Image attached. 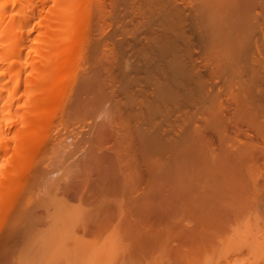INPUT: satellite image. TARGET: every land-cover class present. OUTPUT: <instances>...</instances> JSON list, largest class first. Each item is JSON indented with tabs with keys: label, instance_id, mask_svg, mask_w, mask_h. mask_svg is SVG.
<instances>
[{
	"label": "bare ground",
	"instance_id": "1",
	"mask_svg": "<svg viewBox=\"0 0 264 264\" xmlns=\"http://www.w3.org/2000/svg\"><path fill=\"white\" fill-rule=\"evenodd\" d=\"M135 1L0 0V247L1 245L4 246L5 244L9 243L11 240H13V238H16V240H19L18 242L22 240V243L20 242V246H22L23 249H21V251L18 250L19 248H21L18 245V255L16 254V252L13 251V256H15L13 259V256H11V258H7L8 256H3V262L1 261L2 259L0 260L2 264H34V262H36V264H51L52 261L54 263L53 259H56L55 254L57 253H59L56 256L59 257L58 261L60 259L64 262L67 260L70 262L74 259L73 257L75 254L76 258L80 254L83 255L84 253L81 251L85 249V251H88L87 248L90 247V244H87L89 246L85 247L83 243H81L82 245L79 243L76 236L75 238L78 243L75 240H72L74 239V234L72 235L73 237L71 236L72 238H70V235L69 237L67 235H64L66 234V229L65 232L63 229V231L61 232L59 230H61V228L63 227L62 224L64 223L62 222L64 221L65 228L67 224H71V221H73L74 223L75 220L76 222L78 220V223L80 224H84V221L86 219L85 216L88 217L89 214H109L111 217H119L122 218V220H126L127 218H129V221L132 218L131 221L133 222L134 220V223H136V220H142L139 221L142 222V224L146 221L150 222V224L151 222H158V224L159 222H163V224H165L164 219L168 215L165 216L163 214L164 211L162 210V208L164 205H162V195L160 196V192L167 187L164 186L166 183V178L163 181L164 187L162 185L160 186L163 189L159 188L161 190L160 191L157 188L159 187V183H162V180L159 179H164V175L166 174V171L164 172L162 167L167 162L166 161L163 164V156L166 155L164 151L168 150V148L171 149V152L175 151L174 154L169 151L167 152L169 154H172L171 157L170 155H167L170 159H177L178 162H175L176 160L174 161L176 165H178L177 163H179L180 161H183L180 162L182 164L186 163V167L187 164L197 162H199L197 164L203 165V162L208 160L206 163H204V166L208 172L207 181H205L206 178L203 179L205 173L201 174V171L199 172V175H203V178H201V176H199L201 179L193 176L190 177L194 178V182L197 181V184L194 183L195 187H197L196 185L202 186L198 184L199 180H201L199 181L200 184H202L204 181L205 182L203 184L209 182L210 186H208V188L210 190L207 188V186L205 187L209 190L210 193L208 196L210 198V202H207L209 203L211 209L209 208V205L206 204L207 208L212 211L213 217L216 218L221 214L220 217L223 219V225H221L223 228V236L221 237L222 239H220V236L219 238H215L216 240H221V243H219V241L214 240L220 245H222L220 246L218 244L220 246L219 254L216 252L217 248L214 251H210L207 253L213 252L214 255L217 253V257L218 255L223 253V256L222 254L221 256L225 259V263L222 261V263L224 264H264V0ZM135 4L138 5L135 6ZM95 26L97 29L99 28V31H97L99 34L97 36H94V38L92 37L88 40L89 36H91V33L89 31L97 30L96 28L94 30L91 29ZM97 32L95 31L93 34H97ZM115 46L119 49H116ZM116 50H118L119 53L116 54ZM117 55L119 56V58L117 57ZM126 60H131L130 65L132 66V68H130L131 66L127 63ZM84 61L88 65L85 67L90 66L89 68H92L90 69L91 71L93 70V68H95L94 71L96 72L100 68L105 69L106 73L104 72L105 74L103 73V75L105 76L108 74L109 76H107V78L110 77V80L113 79L112 74L115 73L113 75L117 76L120 72L117 74L116 71L119 69L121 70L120 66H124L125 68H122L123 74L120 73L123 78L121 77V75V79H119L120 77H118V79L122 81L117 80L120 86L118 84L117 85L120 88L118 89L117 85L115 84L117 88L115 91L118 92L119 90L120 94L122 91V93L125 94H123L125 98L124 96L121 97L122 94L119 95L121 99H123L119 100L120 104L118 105V97L115 98L114 96H116L115 94L118 95L119 92L115 93L111 86L114 81H112L110 84L109 80L108 83L111 87L110 90L112 92L114 91L113 93H111V95L115 93L113 95V98H115L114 100L117 101L116 102L113 100V102H115L118 106L117 107L114 105L117 108L116 110H114L116 112L119 111L118 117L113 115L115 117L113 119L111 118L110 121V117H107L109 116L107 114H109V111L111 112V107L109 106L110 108H107L104 106L106 109H108V112H106V114L104 113L106 109H102L103 113L100 116H103V119L99 117L100 121L99 123H97V125H100L101 123L100 127L104 130L101 131L100 127L98 129L99 131H97V129L94 130V132L96 131V133L100 132V134L98 133L99 136L97 135L98 137H96V140L99 139V144L94 139L96 135H93L94 137H88L92 138L88 141L91 142L90 140H92V143H88L89 145H92L89 151L88 149L91 145L88 146L86 144L85 146V142L87 141L86 139H88L85 138L88 135H85L90 132L92 128H89L90 131L85 128V131L83 130V125H81L83 128L79 127L82 128L80 130V134L82 130L86 134H81L82 136H84V139L80 138L79 141L78 138V143L74 142L76 143L74 144V150L77 151L82 149L81 147H79L80 145L82 147L88 146L89 148H86V153L84 152L85 149L83 148L81 154L79 153V157L81 158H74V160H76L75 162L73 161L72 155L75 153V151H73L72 149L69 150L70 141H66L67 138L70 136V131L68 130V136L66 134V129L67 123L69 122V118L73 115V113H75V115L77 114L76 117L78 119L81 118L76 112V100L79 99V97L82 95L79 94L80 96H78L76 94L78 96L77 99H75L76 97L69 96H72V94L74 95V93L76 92L74 89H72H76L75 86L78 85V89H83H80L81 93L86 89V92H90L89 84L92 83L91 80L94 81L96 79V85L94 83L95 81L93 82L96 86L93 89H95L99 84L98 82L103 79L101 78V80L97 81V79L100 77L97 74H102V69H100L99 73H93L94 76L89 75L91 79L87 77L83 81V76L81 75L82 80L80 81L79 78V81L82 83L78 82V80L76 81L78 77L76 75H80V73L84 72H76L77 70L79 72L80 66L82 67V65H85L82 64L84 63ZM124 61L126 63H123ZM116 63L118 64V66ZM119 63L122 65H120ZM126 64H128L130 67L127 65V68ZM115 66L120 68H118L117 70L115 69L116 71H114L113 68ZM132 71H134L133 74ZM84 74H87V72L85 71ZM96 75L98 78L95 77ZM107 78H105L103 82ZM88 80L90 81V83H88ZM100 83V85H102V82ZM104 83L103 85H105ZM229 86H233V89H228L232 92L229 94L227 93L228 95L224 96V98L227 97V99H224L221 97L223 96L222 94H224L222 92L225 88ZM105 88L106 87L103 86V90L100 89L102 92L104 91V95L107 93H105ZM70 90H72V92ZM96 91H99V89ZM101 91L99 92L100 95L97 92L98 96H96L95 98L97 99L99 97V100L104 98L107 101L109 99V95L104 96L102 94V97ZM93 92L94 95H97L95 94V91ZM86 99L84 100L86 101ZM89 99L91 98H88L87 100ZM99 100L97 102L99 106L102 107L104 105V103H102L103 100H100L102 105L99 103ZM105 100L104 102H106ZM96 105L94 106L96 107ZM74 106L76 107L74 108ZM184 106H189V108L192 107L193 113L195 111H198L202 107V109L208 110L207 113L204 115L207 116V119H205V121L207 120L205 125H209L207 130L208 133L205 131L206 135L205 133H201L198 135V137L205 135L204 138H206L207 143H209L208 146H205V144L207 143H205L206 141L204 140V142L202 140L204 138L201 137L200 141H203L202 143L207 148V150L208 148L210 149V151H207L210 152V154H208L210 155V157L208 155V157H204L205 161H203V156L207 154L206 150H201V152L203 151V155L201 152H199L200 149H198L196 145V151H199L194 152L195 148H193V146L195 144L193 140L195 138H193V136L191 137V134L193 135L195 131L193 132L192 130L193 133H191V129L196 128L197 132V127L194 128V124L193 127L190 124L191 119L189 120V116L194 115H191V109L189 110V108L186 107L187 114H185V109H183L185 119L179 117L181 121L184 120V122L183 124L180 122L181 130L179 129L180 132H178L180 134L178 133V136L176 135L177 139L175 137H170L171 135L165 137L163 136L165 135V133L163 134L162 131L166 129H162V122V124H160V121H163V114L167 115L169 112L170 114H172L173 112L181 111ZM82 107H84V105ZM72 108L76 109V111L73 112ZM202 109L201 111H199L204 112V110L202 111ZM81 110L84 111L86 110V108L84 107ZM81 110L78 112H82ZM96 110L90 108V111L87 112H89L90 114L93 111V116ZM102 110L98 111L102 112ZM164 110L165 112H169L165 113ZM199 111L198 113H200ZM116 112L114 113L117 115ZM97 113L93 117L94 120L95 117H97ZM178 113H176L175 115L177 116ZM86 114L88 117L91 115H89L88 113ZM84 116L86 121H84V118L82 120L84 122H88V126L90 125V123L93 125V118L91 119L93 123H89V121H87L88 118L86 119V115L83 114V117ZM200 116L198 114L197 118H199ZM165 117L163 116L164 119ZM77 118L72 119L75 120V122L73 121L75 124L76 122H78ZM105 118L106 120H104ZM172 118L174 119V117ZM172 118L170 119L172 120ZM101 120L104 121L102 122ZM194 120H196V117L194 118ZM106 123L107 125H109L108 127H106L107 129L105 128ZM75 124H72V126L76 127ZM197 124L198 128L200 129V124L198 122ZM169 125L170 124H168V126ZM114 126L117 129H115ZM89 127L92 126L90 125ZM109 127L114 131L110 130ZM79 128H77V130H79ZM95 128H97V126ZM105 129L109 130L110 132L108 131V133L107 131H105ZM175 129L178 130L177 128ZM165 131L166 133H168L167 130ZM76 132L71 131V133ZM94 132L92 129V133ZM171 132H173V130L170 131V133ZM112 133L113 139L111 138ZM173 133L172 136H174ZM106 134L108 135V137L110 136V139H112L111 143L109 142L110 139H106V141L104 140L105 138H108ZM187 137H190L191 139H188ZM71 138L72 137L70 136V139ZM72 139L71 142L73 141ZM198 139H200V137ZM83 140L86 141L83 142ZM99 141H101V143ZM102 141L103 144L105 142L106 144H112L113 141L115 144L113 143L112 146L109 144V146L107 145L105 146V148L104 145L106 144L102 145ZM93 142L95 145L93 144ZM71 144H73V142ZM74 145H71V147ZM209 145L211 148L209 147ZM68 150L69 153L73 151L71 155L67 153L68 156H72V158L67 156L68 159H72V161H68V159H65L67 158L65 154ZM124 151H126V156L128 157L129 151H131V153L136 151V153L134 154H137L138 159H135L136 156H133V154L129 153L132 155V157H134V160L136 162L134 160V162L131 161L132 157H129L130 162H128L127 164V159L125 160V155H123L125 153ZM82 153L85 155V157ZM79 154L77 153V155ZM41 157L43 159L45 158V163L43 164H47L44 165V167H35L33 169L32 165H34V162L36 165ZM82 157H84V159ZM169 158L165 160H169ZM79 159L81 160V162H79ZM194 159L197 161L194 162ZM67 161L68 163L71 162V164H67ZM129 163H135V165H138L139 168L136 170L140 169L141 174L137 175L139 177L137 181H135L136 179L133 178L134 181L132 183L134 185L132 184V186L130 182L128 183V181L133 179H129L127 177H130L131 171L135 169V166L131 168L132 166H130ZM170 163L166 166L168 168V165H170V169L168 168L169 171L172 167V164ZM78 164L80 168H78ZM181 167H183V165H181ZM128 168L130 170H128ZM161 169L162 172H164L163 177H160V175H162ZM183 169L184 167L181 168L182 172ZM196 170L198 171V169ZM76 171L80 172L78 173ZM128 172H130L129 176L127 175ZM182 172H180V174H183ZM51 173L58 174L53 177L54 174L52 175ZM74 173H78V177L82 175L81 177L83 180L79 179ZM170 173L172 174V176H176L179 172H175L173 169V173L171 171ZM197 173L196 175H194L198 176ZM73 174L75 175V177H77L74 181L78 179L76 181L77 183L78 181H83L84 183L83 185H79L80 183H78V185H74V182L71 181V185L73 184L75 187H83L81 188L82 190L76 188L79 189L81 193H76L75 195L77 196L78 194V198L76 197V199L79 200V202L76 203L75 206L73 205V203L77 201L76 199L75 202L72 203L70 200L71 198H68V201L66 197H64L66 194L60 193L64 192V190L66 191L67 184H70L67 183V181H70V179L67 181L66 179L70 176L72 177V179H74L72 176ZM172 176L169 175L167 177L171 179V183L172 180L174 181L175 179H177V176L176 178L175 176H173L174 178H172ZM206 176L207 174L205 175V177ZM185 177L186 176L180 177L182 178V180H179L183 181V184L185 183L184 185H182L181 183L180 184L182 185V187L190 190V187H193V185H191L193 183H188L187 178L189 177ZM184 180H187V183ZM155 182L158 183L154 184ZM176 185L171 184V187L168 185L170 187V190L167 189V191L172 192V186L175 187ZM185 185H188V187H185ZM70 186L68 187V189H70ZM180 187L178 186V189ZM181 188L180 191H182ZM60 189L61 191L58 193V190ZM68 189L66 193L68 192ZM174 189L178 190L177 187H175ZM174 189L173 191H175ZM187 189L185 191H187ZM193 189L195 188L193 187L191 192H194ZM202 189L205 188L203 187L201 188V190ZM70 190L68 194H71L72 192V194L74 195L75 191L73 189L71 191ZM208 190L206 192H208ZM165 191L166 189L164 190V192ZM166 192L165 195L168 194L169 196L170 194ZM95 193H97L100 197L99 200L97 199L96 202H94V199V201L92 200V203H94V205L92 204V206H94V208H92L93 211L91 209V212H89V209H87V205L89 204H87L84 200L92 199L91 196L94 197ZM39 194L41 196H39ZM177 194L178 192H176V195ZM201 194L202 193L199 194L198 198H200ZM87 195H90L91 198H87ZM98 196H95L94 198L96 199L98 198ZM168 196H163L165 197L166 201L170 198H168ZM126 200L129 201L127 202ZM181 200L180 202H184V200ZM82 201L85 202L84 205L86 207L84 205V207L81 206V203L83 204ZM126 202L128 203V205L124 207L123 205H126ZM95 203H97V205ZM184 203H186V201ZM111 204H114L115 208ZM173 204H171V206ZM192 204H190V206ZM203 204H205V201ZM182 205L180 206L182 207ZM50 206H54V208H56V211L53 208L54 212H51L50 208L52 210V207ZM89 206L91 207V205ZM109 206L114 208H111V214ZM128 206L129 208L125 210V208ZM190 206L188 208H191ZM40 207H44V212H39L37 210V208ZM40 210L42 209L40 208ZM206 211H208V209ZM191 212L192 211L190 210V213H188L191 214ZM194 212L196 213V211ZM202 213L203 212H201V214ZM80 215L84 217V221H82V223L80 221L82 219L80 218ZM202 215L204 216V214ZM185 218L187 220V217ZM87 219V225L85 226H88V223L90 222V218ZM166 219L168 220L169 216ZM118 220L121 221V219ZM48 222L49 224L45 225ZM39 223H41L40 225L42 228L38 227V229L40 228L41 231L37 229ZM169 223L167 224L166 222L167 225H169ZM118 224L120 223L118 222ZM179 224L181 227L182 223ZM212 224H214L213 227H215V223L212 222ZM217 225H219V223ZM149 226L150 225L146 226V228H143L148 229ZM56 227H59V229L56 230ZM112 227H109L110 229L108 228V231L112 232L111 229H113V236H117V234H120L117 233L118 231L116 232V226L114 227L113 225ZM161 227H163L165 230L164 226ZM91 228L93 227L91 226ZM95 228L97 229V227ZM95 228L93 229L95 230ZM34 229H37L35 231L38 232V234L36 232L35 233L37 234L38 238L35 237L33 239L32 236L35 233L33 235H31V233L34 232ZM43 229L47 231L49 230V234H46V231L43 232ZM149 229L155 230L154 228ZM171 229L169 228V230ZM212 229L216 230H212L215 234L216 232H218L216 227ZM221 229L220 231H222ZM135 230L138 233L140 232L139 229ZM135 230H133V234L131 232L128 233H131V236L133 235V237L136 234L135 238L138 239V242L136 244H139L140 238L138 237L140 233L142 234V232L145 230L143 229V231H141L139 234L136 233ZM169 230L167 229V231ZM88 231L91 230L89 229ZM167 231H165V233ZM52 232L55 233L53 235H55L56 238L53 235H50ZM124 232H126L125 229ZM213 232H211L210 234H213L212 237L214 239L217 234L215 236ZM149 233L145 234L147 236L153 235V232ZM43 234L47 237L45 238ZM167 234L170 233L167 232ZM167 234H164L166 235L165 238H167ZM191 234H194V232ZM38 235H41V238ZM96 235H98V233ZM125 235L126 233L124 234V236ZM142 235L140 237H142ZM26 236L27 239L31 237L29 238V240L31 241L32 239L33 241H31L30 243L29 240L25 239ZM59 236L60 238H62L59 239ZM108 236L111 238L110 233ZM113 236L112 238H114ZM118 236L117 237L120 238V235ZM124 236L123 238L125 240L129 239V234L127 238H125ZM158 236L159 235H157L156 237V234L154 236L157 238V241L161 238H159ZM192 236L194 237V235ZM204 236L205 235H203V238ZM66 237L69 239L67 240V242H70L71 240L73 241H71L70 243L71 247H68V244H66ZM93 237L95 238L97 236ZM101 237L103 238V236ZM154 237H152V239H154ZM52 238L53 240H51ZM56 239L57 244L56 242H54V240ZM89 239L90 238H88V240ZM167 239H169V237ZM61 240L65 242L62 241L61 244ZM130 240L131 238L127 240L128 244L126 243L127 245L124 244V246H122L123 242L122 245L120 244L122 240H116L115 242H120H117L119 247H116L121 248V250L122 247H126L128 249V247L134 245L129 242ZM161 240H163V238ZM28 241L29 243H27ZM40 241L43 242L41 243ZM109 241L111 242L110 239ZM58 242L60 244H58ZM132 242L135 243L134 241ZM153 242L152 240H150L149 245L152 246L151 243ZM36 243H38L37 246L35 245ZM101 243L104 244L102 241ZM155 243L157 242H154V244ZM192 243L194 244V241ZM206 243L208 242L206 241ZM28 244L31 245L29 246ZM167 244H164L165 247L168 246ZM216 244H214L213 246L216 247ZM157 245L161 246L160 242ZM164 245H162L163 247L159 246V249L164 250ZM6 246L8 245H5V247ZM26 246L29 249L26 248ZM31 246L32 248H30ZM33 246H35L36 249H38L39 247V249L36 250ZM81 246H83L85 249L82 248V250ZM91 247L93 248V246ZM96 247L97 246H95V248ZM168 247H170V245ZM107 248H111V246L108 247L107 244ZM206 248H209V246ZM106 249L100 250L104 252ZM31 250L34 251L31 252ZM113 250L115 252V249ZM118 251L120 252V249H118ZM182 251L183 250H181L180 254L190 252L188 250V252L182 253ZM79 252L81 253L79 254ZM158 252L160 251L158 250ZM36 253L37 255L38 253H41L40 255H38L40 256V258L38 259L39 263H37V259V261H35L36 257L34 258ZM105 253L107 252L105 251ZM137 253L134 252V254ZM174 253L176 252L174 251ZM123 254H125V251L122 252V256ZM162 254L164 256L166 255V259L170 258L167 257V254ZM204 254L206 253L204 252ZM101 255V258L105 256L102 253ZM118 255H116L115 257H117ZM214 255L212 256L215 258ZM32 256L34 258V262L33 260L31 261ZM90 256L91 260L94 259L92 258V253ZM97 256L98 255H96V257ZM145 256L149 255L145 254ZM154 256H152L153 259L155 258ZM182 256L183 255H181L180 257L179 255L180 260ZM210 256H205L203 259L198 258L201 260L194 259L195 262L192 260V262H189V264H205V262H207L206 264H210L211 261L213 262V260H211L212 256ZM105 257L100 259L105 261ZM124 257L127 256L124 255ZM128 258L130 257L128 256ZM148 258L149 257H147V259ZM174 258H176V256ZM174 258L172 259L174 260ZM204 259L205 262L203 261ZM218 259L220 258L218 257ZM218 259L215 260L216 262L214 264L217 263ZM86 260L87 259L85 258V261ZM81 261L82 260H80L78 264L88 263L87 261ZM88 261H90V258ZM96 261L97 264H99V261ZM96 261L92 262L95 263ZM166 261L167 260H165V262ZM182 261L186 262V260ZM72 262H70V264ZM77 262L75 264H77ZM92 262L90 263L94 264ZM100 262L104 263L103 261ZM132 262L134 263L135 261H133L132 259ZM147 263H150L149 260L147 261ZM155 263L157 264V262ZM172 263L173 261L171 262V264ZM176 263L180 264L178 262Z\"/></svg>",
	"mask_w": 264,
	"mask_h": 264
},
{
	"label": "rangeland",
	"instance_id": "2",
	"mask_svg": "<svg viewBox=\"0 0 264 264\" xmlns=\"http://www.w3.org/2000/svg\"><path fill=\"white\" fill-rule=\"evenodd\" d=\"M134 1H135V0H134ZM136 1H139V0H136ZM136 1H135V2H136ZM137 5H138V4H135V6H137ZM135 10H136V9H135ZM127 18H128V17H127ZM94 25H95V24H94ZM94 25H93V26H94ZM93 26H92V27H93ZM95 28H96V26H95L94 28H91V29L94 30ZM96 29H97V28H96ZM95 31H96V32L99 31V28H98L97 30H94V31H89V32L91 33V34H90L91 36H89L88 40L91 39L92 37L94 38V36H97V35L99 34L98 32H97V34H96V33L93 34ZM116 45H117V44H116ZM117 46H118V45H117ZM115 48H116V46H115ZM86 49H87V48H86ZM116 49H119V48L117 47ZM87 51H88V50H87ZM117 53H119L118 50H116V54H117ZM117 57L119 58L118 55H117ZM118 60H120V59H118ZM122 61H123V60H122ZM126 61H127V60H126ZM128 61H129V60H128ZM128 61H127V63L130 65V61H131V60H130L129 62H128ZM119 62H120V61H119ZM123 63H126V62L124 61ZM82 64H85V65H82ZM82 64H81L82 67L80 66V68H79V72H78V70H77L76 72H77V73H80V72H82V71H84V72H82L83 74L80 73V75H78V74L76 75V76H78L77 79H76V81L78 80V82H80V81L82 80V78H83V81H84V79L87 78V77H89V75L94 76L93 73H99V72H100L99 70L102 69V70H103V72H102V70H101V73H102V74H101V75H100V74H97L98 76H100V77H99L100 79L97 77V75H96L95 77L98 78L97 81H99V80H101V78H103L101 81L98 82V83H99L98 85L101 84L100 82H102V85H103V83L105 82V83H104L105 85H103V86L106 87V88H105V90H106L105 93H106V92H107V93L104 95V93H103L104 91H103V92L101 91V90H103V89H102V88H103L102 85H100V86L97 85V88L93 89L94 87H96V86H95V85H96V79H95V78H94V79H95V80H94L95 82H94L93 80H91L92 83H93V82L95 83V85H94V83H93V84H92V83L89 84L90 86L94 85V86H92V87H90V86L88 85L89 88H90V90H89L90 92H88V91L86 92V90H87V89H86L85 91H82V93H83V94H82V93H81V90H80V89H82V88H79V89H78V88H77L78 85L75 86L76 89H75V88H72V89H74V90L76 91V92L74 93V95L71 93L72 90H70V91H71L70 93L72 94V96L70 95L69 97H76L75 99H77L78 96H80L79 94L82 95V96L79 97V99L76 100V101H77V103H76L77 105H76V106H77L78 108H77L76 106H74V108L76 107L77 111H76V109H73V108H72L73 112L76 111V112L78 113V116H80L81 118L78 119V118L76 117L77 114L75 115V113H73V115H74V116H73L72 113H71V115H72L73 117L70 116V118H69V122H68L69 124L67 123V129H66V134H67L68 136H69V133H68V132L70 131V136H71L72 138H74V137L76 138V139L74 138L75 141H74V139L71 138V139L73 140V141H72L73 144H71L72 142H71L70 136H69V137L67 138V140H66L67 142L70 141V142H69L70 146H69V144H68V146H69V150L72 149L73 151H75V150H74V149H75V148H74V147H75L74 144L78 143V140L80 141V138H81V139H84V136H82V135H85V134H86V133L83 132V130H85V128L88 129L89 131H90V129L92 128V129H93V132H94L95 129H97V131H99L98 129H99L101 123H100V125H99V124L97 125V123H99V121H100V120H99V117H100V118L103 117V116H100V115H102L103 110L106 109L105 107H107V108H110V107H111L110 110H111V112H112L113 114H112L110 111H109V114H107L106 112H108V111H107L108 109H106V110L104 111V113H106L107 115H109V116H107V117H110V121H111V118L113 119L115 116L118 117V113H119V111H117V112L115 111V110L117 109L115 106H117V105H116L115 102H113V100H114L116 97H118V98H117V99H118L117 101L119 102V100L121 99V97L125 95L124 93H122V91H121V94H122V95H121L120 92H119V90H118L119 94H118V95L115 94V93H118V92H116L115 90H116L117 88H118V89L120 88V87H118V85L120 86V84H118V81H117V80L121 79L122 75H121L120 73L123 74V71H122V70L125 68L124 66H123L124 68H123L122 66H120V65H122V64L119 63V64H120L119 66L121 67V70H120V69L117 70V69L120 68V67H117L118 64L116 63L117 66H115V67L113 68V70H114V71L117 70V71H116L117 74H118L119 72H120V73H119L117 76H115V75H113V74H115V73L112 72V73H113V74H112V77H113L112 80H110V77L107 78V76H109L108 74L105 75L106 77L103 75V73L105 72V69H103V68H100V69H99V68H96V69H99V70L96 72V71H94L95 68H93V70L91 71L90 69H92V68H89L90 66H89V67H85V66H88L87 63H85V61H84V63H82ZM128 64H126V67H127V68H128V66H129ZM127 65H128V66H127ZM130 66H131V65H130ZM130 66H129V67H130ZM81 68H83V69H81ZM87 68H88L89 70H88ZM122 68H123V69H122ZM130 68H132V66H131ZM77 69H78V68H77ZM115 69H116V70H115ZM87 70H88V71H87ZM129 70H130V69H129ZM85 71L87 72V74H84ZM124 71H128V70H124ZM88 72H89V73H88ZM133 72H134V71H132V74H133ZM105 73H106V72H105ZM105 73H104V74H105ZM81 75H82L83 77H82ZM85 75H86V76H85ZM120 75H121V77H120ZM84 76H85V77H84ZM81 77H82V78H81ZM118 77H120V78L118 79ZM79 78H80V81H79ZM89 78L91 79V77H89ZM89 78H88V79H89ZM105 78H107V79L103 82V80H104ZM122 78H123V77H122ZM109 80H110V84H111L112 81L115 82V83L113 82V83H114V87H113V83H112V85H111L112 88H113V90L115 91V93H114V94L116 95V96H114L115 98H113V95H114V94L111 95V93H113L114 91L112 92V91L110 90L111 87L109 86L110 84L108 83ZM88 81H89V80H88ZM116 81H117V83H116ZM119 81H122V80H119ZM80 83H82V82H80ZM80 83H78V84H80ZM88 83H90V81H89ZM107 83H108V84H107ZM106 84H107V86H106ZM115 84H116V85L118 84V85H117V88H116ZM107 87H108V88H107ZM230 88L233 89V86H232V87L229 86V87H227V88L224 89V91L222 92V93H224V94H222L223 96H221L222 98H224V96H226V95H228L229 93L232 92V91H230V90H231ZM77 89H78V90H77ZM84 89H85V88H84ZM91 89H92V91H91ZM98 89H99V91H96V90H98ZM100 89H101V90H100ZM107 89H109V90H107ZM228 89H230V90H228ZM74 90H73V91H74ZM79 90H80V91H79ZM82 90H83V89H82ZM78 91H79L80 93H79ZM93 91H95V94H97V92H98L99 95H100L99 92L101 91V96H102V97H103V95H104V96H108V95H109V99H110V100L108 99V100L106 101L104 98H103V99H100V100H103V102H102V103H104V105L102 106L103 108H102L101 106H99V104H98V102H97V101L99 100V99H98L99 97H98L97 99L95 98L96 96H98V94H97V95H94V92H93ZM108 91H109L110 94L108 93ZM225 92H226V93H225ZM227 93H228V94H227ZM76 94H77L78 96H77ZM87 94H88V95H87ZM89 94H90V95H89ZM92 94H93V95H92ZM102 94H103V95H102ZM123 94H124V95H123ZM75 95H76V96H75ZM86 95H87V96H86ZM91 95H92V96H91ZM119 95H121V97H120ZM137 95H138V94H137ZM137 95H136V96H137ZM83 96L86 97L87 99H88V98H91V99L87 100V99L84 98ZM110 96H111V97H110ZM92 97H94L95 99L92 98ZM102 97H100V98H102ZM228 97H229V96H228ZM105 98H106V97H105ZM112 98H113V99H112ZM124 98H125V96H124ZM80 99H81V100H80ZM84 99H86V101H85ZM122 99H123V98H122ZM122 99H121V100H122ZM224 99H227V97L224 98ZM92 100H93V102H92ZM100 100H99V101H100ZM104 100H105L106 102H104ZM87 101H89V102H87ZM90 101H91V102H90ZM95 101H96L97 103H96ZM114 101H116V100H114ZM117 101H116V102H117ZM84 102H85V103H88V104H85ZM94 102H95V103H94ZM111 102H113V103H115V104H113V103H111ZM78 103H79L80 105H79ZM83 103H84V104H83ZM93 103H94V104H93ZM99 103L101 104V101H100ZM107 103H110L111 105H110V104H107ZM121 103H122V102H121ZM90 104H92V105H90ZM96 104H97V105H96ZM119 104H120V102L118 103V105H119ZM78 105H79V106H78ZM83 105H84V107L86 108V110H84V111H86V112H84L83 110H81V109L84 108V107H82ZM87 105H88V106H87ZM94 105H96V107H95ZM101 105H102V104H101ZM114 105H115V106H114ZM86 106H87V107H86ZM97 106H98V107H97ZM104 106H105V107H104ZM109 106H110V107H109ZM92 107H93V108H92ZM117 107H118V106H117ZM186 107L189 108V106H186ZM186 107L184 106V107L181 109V111H178L179 113H178V112H173L172 114H170L169 111H168V112H169V113H168V112H165V110H164L165 113H168L167 115H166V114H163L164 117H165V116H167V117H165V119H164L163 116H162L163 121H160V124L163 123V124L161 125V126L163 127L162 129L164 130V129L166 128L165 130H167V132H168V133H166L165 130L162 131L163 134L165 133V135H163L164 137H165V136H169V135H171L170 137H173V138L175 137V138H176V137L178 136V133H179L180 130H181V129H180V127H181V123L183 124V122H184V120L181 121L180 118L185 119V118H184V117H185V114H187V111H186L187 109H186ZM90 108L93 109V110H96V109H97V110L94 112L93 116H92V112H93V111L90 113L91 115L89 114V112H87V111H90ZM95 108H96V109H95ZM99 108H101V109H99ZM104 108H105V109H104ZM202 108H203V107H202ZM202 108H200L199 110L201 111ZM87 109H88V110H87ZM102 109H103V110H102ZM114 109H115V110H114ZM183 109H185V114H184ZM190 109L192 110L191 115L194 114V115H192L193 117H192V116H189V117H190L189 120L191 119L190 124L192 125V127H193V124H194V128L197 127V132H196V128H195V129H191V128H190V129H191V133H193V132L195 131L193 135L191 134V137L193 136V138H195V139L193 140V142H194V144H195V145L193 144V145L195 146V147L193 146V148H195V149H194L195 151H194V150H193V151H194V152H198L199 150L196 151L197 148L200 149L199 152H201V150H203V151L206 150V152H207L208 150L210 151L209 148H208V150H207V148L205 147V146H208L209 143H207V141H206L207 139L204 138V136L206 135V132L208 133L207 130H208V126H209V125H207V124L205 125V123H206V121H207V120L205 121V119H207V116H204V115L207 113L208 110L202 109V111L204 110V112H200V111L198 110V111L201 113V114H200V113H198V111H195V112L193 113V108H192V107L189 108V110H190ZM80 110H81L82 112H78V111H80ZM98 110H99V111L102 110V112H99ZM113 110H114V112L117 113V115L113 112ZM97 111H98V113H97ZM83 112H84V113H83ZM190 112H191V111H190ZM86 113H88L91 117H90V116L88 117ZM96 113H97V117H95V120H94L93 117L96 115ZM99 113H101V114H99ZM176 113H178L177 116H178L179 114H180V115L177 117V116L175 115ZM195 113H196V114H195ZM81 114H82V115H81ZM83 114L86 115V119L88 118L87 121H89V123L92 122V120H93V122H94V123L92 122L93 125L90 123V125H91L92 127H89L90 125L88 126V122H84V121H86V120H85V116L83 117ZM111 114H112V115H111ZM169 114H170V116H169ZM183 114H184V115H183ZM189 114H190V113H189ZM198 114H199V116L201 115L199 118H197ZM113 115H115V116H113ZM182 115H183V116H182ZM196 115H197V116H196ZM111 116H113V117H111ZM181 116H182V117H181ZM187 116H188V115H187ZM105 117H106V116H105ZM107 117H106V118H107ZM168 117H169V118H168ZM172 117H174V119H173ZM179 117H180V118H179ZM195 117H196V120H194ZM201 117H202V118H201ZM204 117H205V118H204ZM76 118H77L78 122H76V124H75V123H74L75 120H72V119H76ZM83 118H84V121L82 120ZM89 118H90V119H89ZM92 118H93V119H92ZM106 118H105L104 120H106ZM167 118H168V119H167ZM170 118H172V120H171ZM176 118H177V119H176ZM70 119H71V120H70ZM91 119H92V120H91ZM97 119H98V120H97ZM102 119H103V118H102ZM118 119H119V118H118ZM179 119H180V120H179ZM77 120H76V121H77ZM81 120H82V121H81ZM104 120H103V121H104ZM166 120H167L168 122H167ZM199 120H200V121H199ZM202 120H203V121H202ZM73 121H74V122H73ZM79 121H80L81 123H80ZM101 121H102V120H101ZM103 121H102V122H103ZM192 121H194L195 123L192 122ZM196 121L200 124V126H201L200 129L198 128V124H197ZM72 122H73V123H72ZM82 122H83V123H82ZM105 122H106V121H105ZM161 122H162V123H161ZM170 122H172V123H170ZM173 122H174V125L177 126V124H178V126H177V127L174 126V125H173ZM180 122H181V123H180ZM70 123H71V124H70ZM85 123H86L87 125H86ZM187 123H189V122H187ZM201 123H203V124H201ZM207 123H208V122H207ZM72 124H73V125L75 124L76 127H77V125L79 124L77 128L82 127L81 125H83L84 128L82 127L83 130L81 131V134H82V135L80 134V130H81L82 128H79V130H77V128L74 127V126H72ZM102 124H103V123H102ZM168 124H170V125L168 126ZM84 125H85V126H84ZM165 125H166L167 127H166ZM195 125H197V126H195ZM68 126L70 127L71 130L69 129ZM96 126H97V128H95ZM108 126H109V125H107V123H106L105 128L108 127ZM115 126H117V125H115ZM115 126H114V128H115ZM203 126H204V127H203ZM71 127H74V128H71ZM87 127H88V128H87ZM111 127H112V126H111ZM169 127H170V129H169ZM172 127H173V128H172ZM190 127H191V126H190ZM89 128H90V129H89ZM175 128H177L178 130H176ZM203 128L206 129V130H204ZM92 129H91V131H90L91 133L87 131L88 133H87L85 136H87V135H88V136L85 137V138H88L89 136L92 137L93 135H96L95 137H94V136H93V137H94L95 141L98 143V140H99V139L96 140V137L99 136L98 133L100 134V132H97V133H96V131H95V132H94L95 134H94V133H92ZM100 129H101V131L104 130V129L101 128V127H100ZM106 129H107V128H106ZM106 129H105V131L108 132L109 130H106ZM109 129H110V127H109ZM115 129H117V128H115ZM179 129H180V130H179ZM201 129H203V130H201ZM209 129H210V127H209ZM68 130H69V131H68ZM75 130H76L77 132H76ZM110 130H113V129H110ZM172 130H173V132H174V131H175V132H174V133H173V132L170 133V131H172ZM192 130H193V132H192ZM200 130H201V131H200ZM71 131H72V132H76L77 134H76V133H71ZM85 131H86V130H85ZM113 131H114V130H113ZM115 131H116V130H115ZM176 131H177V132H176ZM178 131H179V132H178ZM199 131H200V132H199ZM203 131H204V132H203ZM205 131H206V132H205ZM55 132H56V131H55ZM55 132H53V133H55ZM78 132H79V134H78ZM109 132H110V131H109ZM109 132H108V133H109ZM111 132H112V131H111ZM101 133H102V132H101ZM172 133H173L174 136H172ZM201 133H202V134L205 133V135H204V136H199L200 139H198V138H199L198 135L201 134ZM66 134H65V135H66ZM71 134H72L73 136H72ZM179 134H180V133H179ZM75 135H76V136H75ZM97 135H98V136H97ZM176 135H177V136H176ZM196 135H197V136H196ZM106 136L108 137L107 134H106ZM181 136H182V135H181ZM109 137H110V136H109ZM109 137H108V138H105L104 140H105V141H106V139L109 140V139H110ZM112 137H113V133H112V135H111V138H112ZM201 137H203L204 139H202V140H203V141L205 140L206 142H205V141H204V142L207 143V144H205V146H204V144L202 143L203 141H202V142L200 141V140H201ZM78 138H79V139H78ZM187 138H188V139H191L190 137H187ZM207 138H208V137H207ZM68 139H69V140H68ZM77 139H78V140H77ZM89 139H92V138H88V139H86V140H87V141L85 140L86 142L83 140V142H85V146H86V144H87L88 146L91 145V144H90V145L88 144V143H92V140H90L91 142H88ZM94 139H93V140H94ZM112 139H113V138H112ZM112 139L109 140L110 143H111V140H112ZM176 139H177V138H176ZM108 140H107V141H108ZM198 140H199V141H198ZM208 140H211V139H208ZM95 141H94V142H95ZM74 142H76V143H74ZM83 142H81V143H83ZM94 142H93V144H94ZM96 142H95V143H96ZM99 142L101 143V141H99ZM208 142H210V141H208ZM107 143H108V142H107ZM110 143H109V144H110ZM113 143H114V141H113ZM113 143H112V144H113ZM211 143H212V142H211ZM98 144H99V143H98ZM98 144H97V145H98ZM104 144H106V142H105ZM104 144H103V141H102V145H104ZM109 144L104 145V147L107 146V145L109 146ZM112 144H110V145L112 146ZM114 144H115V143H114ZM71 145H74V146H72L73 148L71 147ZM82 145H83V144H82ZM94 145H95V144H94ZM196 145H197V148H196ZM210 145H211V144H210ZM210 145H209V147H210ZM88 146H87V147H84V146L82 147V146L80 145L79 147L82 148V149H80L81 151H80V150H77V151H75L74 154H72L73 151H72L71 153H69V150H68V151L66 152L65 155H66V157H67L68 154H70V155L72 154V155H73V161L76 162V160H74V158L77 159V157L80 156V154H81L83 148L85 149L84 152L86 153V148H87V149L89 148ZM98 146H99V145H98ZM113 146H115V145H113ZM202 146L205 147V148H203ZM70 147H71V148H70ZM91 147H92V145L90 146V148L88 149V151L91 149ZM105 148H106V147H105ZM166 148H167V147H166ZM201 148H202V149H201ZM210 148H211V147H210ZM67 149H68V147H67ZM76 149H77V148H76ZM78 149H79V148H78ZM133 149H134V148H133ZM79 151H80V152H79ZM168 151L171 152V149L168 148V150H165V151H164V153H165L166 155H164V153H163V155H164V156H163V159H164L163 164H164L166 161H167V162L169 161L168 163L166 162V163L163 165V167H162L163 171H164V172L166 171V172H165L166 174L164 175V174H163L164 172H162V169H161V172H162L161 174H162V175H160V177H163V175H164L165 177H164V179H159V180H162V183H161V184L159 183V187H158L157 189L160 190L159 188H162V187H160V186H161V185H162V186L164 185V182H163V181L165 180V178H166L165 182H166L169 186H170L171 184H172V185H176L177 183H179V184L181 183L182 185H184L185 183L183 184V181H181L182 178H183V177L180 178L181 176H186L185 178L189 177V178H187L188 183H189V182L193 183V184H191V183H190V184L193 185V187H194L195 189L197 188L196 190L193 189L194 192H191L193 187H190V190H188L187 188L182 187V185L180 184L181 187L184 189V190H183V189L180 187V185L177 184V185L181 188L182 191H180V188L178 189V186L176 185L175 187H177L178 190H175V189H174L175 187L172 186V188H173L175 191H173V189H172V192H171V191L169 192V191H167V189L170 190V187H171V186L169 187V186L165 183L164 186H165V187L167 186V187L165 188L167 192H166V191H165V192H166V193H169L170 195H169V196H168V194L165 195V192H164L165 189H164L163 191L160 190V191L162 192V193L160 192V196L162 195V196H161V198H162V205H164L163 208H162V210L164 211L163 214H164L165 216H166V215L169 216V219H168V220L166 219L168 216L165 217L166 221H165V219H164V223L166 224V222H167V224H168V223L170 222L169 225H167V224L165 225V224H163V222H161L162 225H161L160 222H159V224H158V222H157V223H156V222H154V223L151 222V224H150V222H147V221L144 222V223L142 224V222H139V221H142V220H139V221L136 220V223H134V222H135L134 220H133V222L131 221L132 218H131L130 221H129V218H127L126 220H122V218H119V217L116 218V217L113 216V215H112L113 217H111L109 214L98 215V214H95V213H94L93 215H92V214H89L88 217L85 216L86 219H87V218H90V220H89L90 222L88 221V222H89V223H88V226H85V225H87V224H86L87 221H86V219H85V221H84V219H83V218H84V217H83L84 215L82 214L83 216L80 215V218H82L83 220L81 219L80 221H81V223H82V221H84V222H85L84 224H80V223H78V220H77V222H76V220H75L74 223H73V221L69 220V221H71V224H70V223L67 224V222H69V221H67V222H66L67 226H66V228H65V227H64V226H65V221H64V222H62V223H64V224H62L63 227L61 228V230H59L60 232L63 231V230H64V232H65V231L67 230L68 232L66 231V232H65L66 234H64V235H65V236L67 235L68 237H69V235H70V238H72V237H73L72 235L74 234V239H72V240H75V241H76V238H75V236H76L77 239H78V241H79V243H80V244L83 243L85 247H86V246H89V245H87V244H90V247L87 248L88 251H85L86 249H85L83 246H81V249H82V248L85 249V250L82 249L83 251H81V252H83L84 254L82 255V254H80L81 252H79L80 255H78V253H77V255H78L77 258H76V256H75V255H76V254H75L74 257H73L74 259L71 260L70 262L75 261V262H72L73 264H75V263L78 261V262H77V264H78V263L80 262V260H82V261H84V262L87 261V262H88L87 264H89V263L92 262V261H96V260H98V261H99V262H98L99 264H107V263H108V264H121L123 261H124V262H123L122 264H128V263H129V264H134V263H136V264H140L141 262H142L141 264H146L147 261L149 260L150 263H147V264H156L155 262H157V264H171L172 261H173L172 264H177L176 262H178V263H180V264H183V263H184V264H185V263H188V264H189V262L191 263L192 260L195 262L194 259H198V258L203 259L205 256L207 257V256H210V255H211V256L214 255L213 252H212L213 254H212V253H207V252L214 251L216 248H217V251H216V252L219 254V247L222 246V245L219 244V243H221V242H220L221 240L219 241V240H216L215 238H219V236H220V239H222L221 237L223 236V235H222V234H223V228H222L221 225H223V219L220 217L221 214H220V216H217L216 218L212 216V211L210 210L211 208H210V205H209V203H208V202H210V198L208 197L209 194H210V193H209V190H210V189L208 188V186H210V184H209V182H206L205 184H203L205 181H207V177H208V172H207V170H206V168H205V166H204V163H206L208 160L205 161V158H204V157H208V156L210 157V155H208V154H210V152H207V154L204 152L206 155H204V154L202 153L203 151L201 152V153L204 155V156H203L204 160H203V159H202V160L205 161V162H203V165H201V164H197V163H199V162H197V163H190V162H189L190 164H187V167H188V168H187V167L185 166L186 163H184V164L180 163V162H183V161H180L179 163H177L178 165H179V164L183 165L184 169H183V172H182V171H181V168H183V167H181V165L178 166V165L175 164V162H178L177 159L174 158V159L176 160V161H175V160H173L172 158L170 159V158L168 157V155H170V157H171V155H172V154L167 153ZM172 151H173V150H172ZM84 152H83V153H84ZM124 152H125V153H124L123 155H125V160L127 159V162H126L127 164H128V162H130L129 157H132L131 154H133V156H134V155L136 156L135 159H138L137 154H134V153H136V151H134V152H132V153H131V151H129V152H128L129 157L126 156V155H127L126 151H124ZM174 152H175V151H173V152H171V153L174 154ZM67 153H68V154H67ZM77 153H78V154L80 153V154L77 155ZM83 153H82V154H83ZM129 153H131V154H129ZM75 154H76V155H75ZM167 154H168V155H167ZM74 155H75V157H74ZM83 155H84V154H83ZM83 155H81V156H83ZM207 155H208V156H207ZM68 157H71V158H72V156H68ZM68 157L65 158V159H68ZM84 157H85V155H84ZM84 157H82V158L84 159ZM164 157H165V158H164ZM79 158H81V157H79ZM168 158H169V160H165V159H168ZM42 159H43V158L41 157L36 165H35V162H34V165H32V166H33V169H34L35 167H44V165L47 164V163H46V164H43V163H45V160H44L45 158L43 159L44 161H43ZM83 159H82V161H83ZM195 159H196V158H195ZM195 159H194V160H195ZM206 159H207V158H206ZM41 160H42V162H41ZM79 160H80V159H79ZM133 160H134V157H132L131 161H133ZM172 160H173V162H174V161H175V162L173 163ZM68 161H72V159H71V160L68 159ZM68 161H67V164H69V163L71 164V162L68 163ZM134 161H135V160H134ZM134 161H133V162H134ZM170 161H171V163H170ZM196 161H197V160H195L194 162H196ZM36 162H37V161H36ZM47 162H48V161H47ZM75 162H73V163H75ZM79 162H81V160H80ZM135 162H136V161H135ZM65 163H66V162H65ZM73 163H72V164H73ZM77 163H78V162H77ZM126 163H125V164H126ZM169 163L172 164V167H171V170H170L172 173H173V169H174L175 172H179L178 175H176V176H177V179H175L177 182H176L175 180H174L175 182L172 180V183H171V181H170L171 179L167 178L169 175L172 176V174H171L170 171H169V169H170V168H169L170 165H168V168H169V169L166 167L167 164H169ZM40 164H41V165H40ZM80 164H82V163H80ZM129 164H130V166H132L131 168H133V167L135 166V169H133V171H131V174H130V172H128L127 175L129 176V174H130V177H127V178H129V179H131V178H132V179L135 178V179H136L135 181H137V180L139 179V177H138L137 175L140 174V169H139V170H136V169H138L139 166H138V165H135V163H133L134 165H133L132 163H129ZM131 164H132V165H131ZM173 164H175L176 166L173 165ZM191 164H192V165H191ZM42 165H43V166H42ZM73 165H74V164H73ZM188 165H189L191 168H190ZM80 166H81V165H80ZM128 166H129V165H128ZM136 166H137V167H136ZM193 166H194V167H193ZM202 166H204V167H202ZM76 167H77V166H76ZM140 167H141V166H140ZM175 167H176V168H175ZM192 167H193V168H192ZM78 168H80V167H79V164H78ZM172 168H173V169H172ZM186 168H187V169H186ZM165 169H166V170H165ZM167 169H168V170H167ZM178 169H180V170H178ZM188 169H189V171H188ZM192 169H193V170H192ZM196 169H198V171H197ZM77 170H78V169H77ZM128 170H130V169L128 168ZM128 170H127V171H128ZM135 170H136V171H135ZM141 170H142V169H141ZM176 170H177V171H176ZM186 170H187L188 172H190V173H188ZM191 170H192V171H191ZM138 171H139V172H138ZM194 171H196V172H194ZM200 171L202 172L201 174L205 173V174H204V178L202 177L203 175H199V172H200ZM76 172H78V171H76ZM79 172H80V171H79ZM79 172H78V173H79ZM167 172H168V173H167ZM180 172H182L183 174H180ZM185 172H187V173H185ZM193 172H194V173H193ZM197 172H198V173H197ZM78 173H77V174L74 173V174L78 177ZM192 173H193V174H192ZM196 173H197L198 176H195ZM51 174L53 175L54 173H51ZM56 174H58V173H56ZM56 174H54L53 177H55ZM74 174L72 175L74 179H72L71 176H70L69 178L66 179V181L70 179V181H67V183H70V184H67V186H66V187H67V188H66V191H67L68 187L71 185V181L74 182V185H78V183H80L79 185H83V184H84L83 181H80V182L78 181V183H77L76 181H77L78 179H77L76 181H74V180L77 178V177H75ZM82 174H83V173H82ZM175 174H177V173H175ZM189 174H191V175H189ZM194 174H195V175H194ZM206 174H207V176L205 177ZM52 175H51V176H52ZM79 175H81V174H79ZM140 175H141V174H140ZM166 175H168V176H166ZM81 176H82V175H81ZM81 176L78 177V178H79V179H82ZM136 176H137V177H136ZM173 176H175V175H173ZM173 176H172V178H174ZM176 176H175V178H176ZM179 176H180V177H179ZM192 176H193V177H198L199 179H201V178H203V179L206 178V179H205V181H204L203 183L201 182L202 184H200V182H199V181H201V180L196 179V180H199V181H198V184H199V185H202V186H198V185H196L197 187H195V186H194V183L197 184V181L194 182V180H193L194 178H190V177H192ZM199 176H201V178H200ZM185 178H184V179H185ZM71 179H72V180H71ZM179 179H181V180H179ZM82 180H83V179H82ZM127 180H128V179H127ZM159 180H158V181H159ZM187 180H184V181L186 182ZM133 181H134V179H133V180H129L128 183L130 182V183H131V186H132V184H133L132 182H133ZM168 181H169V182H168ZM192 181H193V182H192ZM159 182H160V181H159ZM25 183H26V182H25ZM76 183H77V184H76ZM81 183H82V184H81ZM134 183H136V182H134ZM157 183H158V182H157ZM157 183L155 182L154 184H157ZM170 183H171V184H170ZM186 183H187V182H186ZM65 185H66V183H65ZM68 185H69V186H68ZM74 185L72 184V185L70 186V189L72 188V189L75 191V192H74V195L72 194V192H71V194H70V193L68 194V192H69L70 189H68V192H67V193H66L65 190H64V192H60L61 189L58 190V193L60 192L61 194L64 193V194L67 195V196H66V195H65V196L63 195L64 197H66L67 200H68V198H71L70 200H71L72 203L75 202V199H76V197L78 196V194H77V196H75L76 193H81V191H80L79 189L83 188V187H80V186L75 187ZM133 185H134V184H133ZM203 185H204V186H203ZM157 186H158V185H157ZM164 186H163V187H164ZM205 186H207V188H208L209 190L206 189ZM185 187H188V185H185ZM198 187H199V188H198ZM203 187H204L206 190H205V189H202V190H201V188H203ZM76 188H79V189H76ZM72 189H71V190H72ZM155 189H156V186H155ZM162 189H163V188H162ZM186 189H187V191H185ZM199 189H200V190H199ZM62 190H63V189H62ZM71 190H70V191H71ZM81 190H82V189H81ZM151 190H152V189H151ZM207 190H208V192H206ZM179 191H180V192H179ZM197 191H198V192H197ZM199 191H200V192H199ZM163 192H164V195H163ZM174 192H175V193H174ZM176 192H178L177 195H176ZM182 192H183V193H182ZM195 192L197 193V195H196ZM204 192H205V194H208V195H205ZM181 193H182V194H181ZM200 193H202L203 195L201 194L200 198H198ZM41 194H42V193H41ZM89 194H90V193H89ZM96 194H97V193H95L94 195L97 197L98 194H97V195H96ZM58 195H59V194H58ZM91 195H92V193H91ZM175 195H176V196H175ZM182 195H184V196H182ZM39 196H41V195L39 194ZM71 196H72L73 198H72ZM95 196H94V197H95ZM163 196H168V198H169V197H170V198H169V200L167 199V201H166L165 197H163ZM185 196H186V198H187L188 200L185 198ZM59 197H60V196H59ZM61 197H62V196H61ZM84 197H86V196H84ZM88 197H89V198L92 197V199H88V200L86 199V200H84V201H85L87 204L91 205V207H90L89 205L86 204V205L88 206L87 209H89V212H91V209L94 208V206H92V204L94 205V203H92V202H93L94 200H95L94 202H96L97 199L99 200V197H100V196H98V198H96V199H95L93 196L90 197V195H87V198H88ZM202 197H203V198H202ZM207 197H208V198H207ZM77 198H78V197H77ZM180 198H181V199L183 198L182 200H184V198H185L184 202L186 201V203H184ZM93 199H94V200H93ZM189 199H190V200H189ZM206 199H207V200H206ZM76 200H77V199H76ZM89 200H90V202H89ZM92 200H93V201H92ZM163 200H165V201H163ZM177 200H178V201H177ZM180 200H181L182 202H180ZM68 201H69V200H68ZM84 201H82L83 204L81 203V206H82V207L85 206V205H84V203H85ZM126 201L128 202L129 200H126ZM169 201H170V202H169ZM172 201H173V202H172ZM176 201H177V202H176ZM204 201H205V204H203ZM207 201H208V202H207ZM78 202H79V200H77L75 203H73V205L75 206V204L78 203ZM127 202H126V205H123L124 207L128 205ZM167 202H168V203H167ZM191 202H192L193 204H192ZM90 203H91V204H90ZM173 203H174L175 205H174ZM177 203H178V204H177ZM180 203H182L183 205L180 204ZM194 203H195V204H194ZM46 204H47V203H46ZM95 204L97 205V203H95ZM124 204H125V202H124ZM168 204H169V205H168ZM171 204H173V205L171 206ZM185 204H186V206H185ZM187 204H188V205H187ZM190 204H192V205L190 206ZM206 204L209 205V208H210V209L207 208V205H206ZM83 205H84V206H83ZM96 205H95V206H96ZM111 205H112V204H111ZM178 205H179V206H178ZM180 205H182L183 208H182ZM194 205H195V206H194ZM42 206H44V205H42ZM45 206H47V205H45ZM112 206L114 207V204H113ZM167 206H168V207H167ZM189 206H190L192 209H191V208H188ZM37 207H39V206H37ZM50 207H52V210H51V208H50V211L52 212L54 206H50ZM85 207H86V206H85ZM89 207H90V208H89ZM109 207H110V210H111V212H110V214H111V213H112V209H114L115 207H114V208H112L111 206H109ZM109 207H108V208H109ZM124 207H123V209H124ZM166 207H167V208H166ZM172 207H173V210H172ZM185 207H186V208H185ZM194 207H195V208H194ZM202 207H203V208H202ZM40 208H41L43 211L40 210ZM40 208H37V210H38L39 212H44V207H43V208L40 207ZM95 208H96V207H95ZM111 208H112V209H111ZM128 208H129V206L126 207L125 210L128 209ZM181 208H182V210H181ZM184 208L186 209V212H185V209H184ZM55 209H56V208H54V210H55ZM87 209H86V210H87ZM165 209H166V210H165ZM175 209H177V210H175ZM183 209H184V210H183ZM188 209H189V210H188ZM207 209H208V211H209V210H210V211H209V212L206 211ZM45 210H46V208H45ZM168 210H169V211H168ZM171 210H172V211H171ZM174 210H175V211H174ZM190 210L192 211L191 214H189V213H190ZM198 210H200V211H198ZM201 210H202V211H201ZM55 211H56V210H55ZM92 211H93V209H92ZM176 211H177V212H176ZM194 211H196V213H195ZM205 211H206V212H205ZM53 212H54V211H53ZM173 212H175V213H173ZM188 212H189V213H188ZM199 212H200V213H199ZM201 212H203L202 214H204V216L201 214ZM210 212H211V213H210ZM82 213H83V212H82ZM87 213H88V212H87ZM92 213H93V212H92ZM181 213H182V214H181ZM193 213H195V214H193ZM43 214H45V213H43ZM184 214H185V215H184ZM199 214H201V215H199ZM209 214H210V215H209ZM173 215H176V216H173ZM177 215H178V216H177ZM180 215H182V216H180ZM191 215H192V216H191ZM194 215H195V216H194ZM196 215H198V216H196ZM103 216H105V217H103ZM106 216H107V217H106ZM171 216H172V217H171ZM102 217H103V218H102ZM124 217H125V216H124ZM124 217H123V219H124ZM128 217H129V216H128ZM181 217H182V218H181ZM185 217H187V220H186ZM193 217H194V218H193ZM94 218H95V219H94ZM96 218H97V219H96ZM196 218H197L198 220H197ZM199 218H200L201 220H200ZM38 219H39V218H38ZM106 219H107V220H106ZM109 219H110V221H109ZM118 219H121V221H119ZM135 219H137V218H135ZM87 220H88V219H87ZM96 220H98V221H96ZM112 220H114V221H112ZM127 220H128V222H127ZM171 220H173V221H171ZM189 220H190L191 222H190ZM137 221H138V222H137ZM204 221H206V222H204ZM97 222H98V223H97ZM114 222H115V223H114ZM118 222H119L120 224H118ZM171 222H172V224H171ZM196 222H197V223H196ZM200 222H201V223H200ZM212 222L215 223V227H216V229H217V231H218V232H216V234H217L218 237H217L216 234L213 232L215 229H212V228H215V227H213L214 224H212ZM75 223H76V224H75ZM104 223H105V224H104ZM140 223H141V224H140ZM176 223H177V224H176ZM179 223H182L183 226H182V224H181V227H180V224H179ZM199 223H200V224H199ZM218 223H219V225H217ZM40 224H41V223L38 224L37 229H38V227H41ZM48 224H49V222H48L47 224H45V225H48ZM72 224H73V225H72ZM93 224H94V225H93ZM135 224H136V225H135ZM138 224H139V226H138ZM153 224H155L156 226L153 225ZM157 224H158V225H157ZM197 224H199V225H197ZM23 225H24V224H23ZM42 225H43V224H42ZM60 225H61V224H60ZM76 225H78V226H76ZM89 225H90V226H89ZM96 225H97V226H96ZM99 225H100V226H99ZM106 225H107V226H106ZM110 225H111V226H110ZM113 225H114V227H115V226L117 227L116 232L118 231L117 233H120V234H117V236L120 235V238H118L119 236H118V237H117V236H113V235H114V234H113V229H111L112 232L108 231V228H109V227L111 228ZM134 225H135V227H134ZM141 225H144V226H141ZM148 225H150L149 228H151V229L154 228L155 230H153V229L150 230L149 228H148V229H145L146 226H148ZM160 225H161V226H164V227H165V230H164V228L161 227ZM174 225H175V226H174ZM178 225H179V226H178ZM205 225H206V226H205ZM91 226H92L93 228L97 227V229L95 228V230H94L93 228H91ZM94 226H95V227H94ZM132 226H133V227H132ZM157 226H158V228H157ZM168 226H169L170 229L172 228L173 231H172V229L169 230ZM170 226H171V227H170ZM177 226H178V227H177ZM59 227H60V226H59ZM59 227H56V230L59 229ZM67 227H68V228H67ZM82 227H83V228H82ZM84 227H85V229H84ZM87 227H88V229H87ZM98 227H99V228H98ZM100 227H101V228H100ZM139 227H140V228H139ZM143 227H145V228H143ZM160 227H161L162 229H161ZM175 227H176V229H175ZM179 227H180V229H179ZM211 227H212V228H211ZM41 228H42V227H41ZM44 228H45V227H44ZM71 228H72V229H71ZM75 228H76V229H75ZM77 228H78V231H77ZM110 228H109V229H110ZM112 228H113V227H112ZM129 228H130V229H129ZM134 228H135V229H139L140 232L143 231V229L145 230V231L142 232V234L144 235V237H143V235L139 232V233H140V235H139V237H138V238H140V239H139V244H136V243L138 242V239L135 238V237H136V234L134 235V237H133V235L131 236V233L133 234V230H135ZM141 228H142V229H141ZM156 228H157V230H156ZM218 228H219V230H218ZM221 228H222V229H221ZM37 229H34V230H33L34 232L32 231L33 233H31V235H33V234L36 232L35 230H37ZM62 229H63V230H62ZM65 229H66V230H65ZM68 229H69L70 231H69ZM86 229H87V230H86ZM89 229H90L91 231H88ZM99 229H100V230H99ZM102 229H103V230H102ZM124 229L126 230V232H124ZM131 229H132V230H131ZM140 229H141V230H140ZM159 229H160V231H159ZM167 229H168L170 232L167 231ZM220 229H221L222 231H220ZM38 230L41 231L40 228H39ZM43 230H44V229H43ZM54 230H55V229H54ZM85 230H86V232H85ZM98 230H99V231H98ZM114 230H115V229H114ZM127 230H128V231H127ZM162 230H163V231H162ZM179 230H180L181 234H180ZM191 230H192V232H191ZM212 230H213V231H212ZM45 231H46V232H45ZM51 231H52V229H51ZM59 231H58V232H59ZM80 231H81V232H80ZM87 231H88V232H87ZM104 231H105V232H104ZM147 231H148V232H147ZM155 231H157V232H155ZM165 231H167V232L170 233V234H167V232L165 233ZM184 231H185V232H184ZM197 231H198V232H197ZM201 231H202V232H201ZM210 231L213 232V233L215 234L216 237H214V239H213V237H212L213 234L211 235V234H210V233H211ZM215 231H216V230H215ZM43 232H45V233L47 234V233L49 232V230H48V231H47V230H44ZM53 232H54V231H53ZM53 232H52L50 235L55 234V233H53ZM55 232H56V231H55ZM60 232H59V233H60ZM64 232H63V233H64ZM72 232H73V233H72ZM78 232H80V233H78ZM83 232H84V233H83ZM102 232H103V233H102ZM128 232H131V233H128ZM135 232L138 233L136 230H135ZM144 232H145V233L153 232V235H154V236H155V234H156V237H157V235H159L158 237H159V238L161 237V238L158 239V241H157V238H156V237H154L153 235H151V236L148 235V236H150V237H148ZM154 232H155V233H154ZM188 232H189V233H188ZM193 232H194V234H191V233H193ZM36 233L38 234V232H36ZM36 233L34 234L35 236L33 235L34 237L32 236L33 239H34L35 237L38 238ZM97 233H98L99 236L96 235ZM104 233L106 234V237H109L108 235H109V233H110L111 238H110V237H109V238H106ZM107 233H108V234H107ZM114 233H115V232H114ZM121 233H123V234H121ZM125 233H126L127 236H126V235L124 236ZM139 233H138V234H139ZM176 233H177V234H176ZM201 233H202V234H201ZM205 233H206V234L208 233V234H207V238H208V239L206 238V234H205ZM39 234H40V233H39ZM48 234H49V233H48ZM60 234H61V233H60ZM79 234H80V236H79ZM111 234H112V235H111ZM128 234H129V237H128ZM149 234H150V233H149ZM151 234H152V233H151ZM161 234H162V235H161ZM164 234H167V238L169 237V239L165 238L166 235H164ZM171 234H172V235H171ZM179 234H180V235H179ZM183 234H184V235H183ZM187 234H188V235H187ZM198 234H199V235H198ZM62 235H63V234H62ZM62 235H61V236H62ZM64 235H63V236H64ZM85 235H86V236H85ZM141 235H142V237H140ZM168 235H169V236H168ZM173 235H174V236H173ZM189 235H190V236H189ZM192 235H194V237H193ZM195 235H196V236L198 235L199 237H198V236L196 237ZM203 235H205L204 238H203ZM38 236L40 237L41 235H38ZM43 236H44V234H43ZM53 236L55 237V235H53ZM71 236H72V237H71ZM89 236H91V237H89ZM93 236H97V237L94 238ZM101 236H103V238H102ZM112 236H113L114 238H112ZM121 236H122V237H121ZM123 236H124L125 238H127V237H128L129 239L131 238V240H130L129 242L132 243V244H134V245H131L130 247L127 246L128 249H127L126 247H122V246H124V244L127 245V244H128V241H127V240H129V239L125 240V239L123 238ZM146 236H147V237H146ZM172 236H173V237H172ZM178 236H179V237H178ZM187 236H188V239H187ZM201 236H202V238H201ZM28 237H29V236H28ZM44 237L46 238L47 236L45 235ZM54 237H53V238H54ZM145 237H146V238H145ZM152 237H154V239H152ZM29 238H31V237H29ZM29 238L27 239V236H26L25 239L29 240ZM40 238H41V237H40ZM53 238H52L51 240H53ZM55 238H56V237H55ZM61 238H62V237H61ZM61 238H60V236H59V239H61ZM66 238H67V237H66ZM88 238H90V239L92 238L91 241H90V239L88 240ZM143 238H144V239H143ZM162 238H163V240H161ZM170 238H171V239H170ZM197 238H198V239H197ZM209 238H212V239H209ZM14 239H15V240H14ZM17 239H18V238H17ZM42 239H44V238H42ZM42 239H40V240H42ZM57 239H58V238H57ZM57 239L54 240V242H56V244H57ZM79 239H82V240H79ZM95 239H98V240H95ZM105 239H106V241H105ZM109 239L111 240V242L109 241ZM112 239H115V240H112ZM149 239L152 240V242H153V240H154V242H157V243H155L156 245L160 242L161 246H160V245H157V246H156V245L154 244V242L151 243L152 246H150V245H149V244H150V240H149ZM27 240H26V241H27ZM38 240H39V239H38ZM38 240H35V241H38ZM63 240H64V238H63ZM63 240L60 241L61 244H62V241H63ZM67 240H69V239H68V238L66 239V244H68V247H71V244H70V243H71L72 240H71L70 242H69V241L67 242ZM99 240H100V241H99ZM107 240H108V243H107ZM116 240H118V241H119V240H122L121 243L118 242V241H117V242L120 243L121 245H122V242H123V245L120 246V247H122V250L125 248L123 251L121 250V248H117V247H119V246H118V243L115 242ZM140 240H141V241H140ZM143 240H144V241H143ZM146 240H148V241H146ZM155 240H156V241H155ZM159 240H160V241H159ZM164 240H165V241H164ZM170 240H171V241H170ZM182 240H183L184 242H183ZM205 240H206L208 243H206ZM214 240L219 241V243L216 242V241H214ZM18 241H19V240H16V238H13V240H11L9 243L5 244V245H8V246L5 247V245H4V246L1 245L0 248H2V249H0V260L2 259V260H1L2 262H3V260H4V257H3V256H8L7 258H9V257L11 258V256H13V254H14L13 251L16 252V254L18 255V253H17V248L21 245L20 242H21L22 240H20V242H18ZM29 241H30V240H29ZM29 241H28L27 243H29ZM31 241H33V240L31 239ZM31 241H30V243H31ZM94 241H96V242H94ZM97 241H98V244H97ZM101 241H102L104 244H102ZM104 241H105V242H104ZM132 241H134L135 243H133ZM193 241H194V244L192 243ZM40 242L42 243L43 241H40ZM40 242H39V245H40ZM63 242H65V241H63ZM72 242H73V241H72ZM76 242H77V241H76ZM148 242H149V243H148ZM162 242H163V243H162ZM171 242H172V243H171ZM196 242H197V243H196ZM213 242H214V244L217 243V244H216V247L213 246V245H214ZM215 242H216V243H215ZM21 243H22V242H21ZM77 243H78V242H77ZM105 243H106V246H105ZM126 243H127V244H126ZM145 243H146V245H145ZM167 243H168V244H167ZM169 243H170V244H169ZM210 243H211V244H210ZM13 244H14V245H13ZM32 244H33V243H32ZM37 244H38V243H36L35 245L37 246ZM58 244H60V243L58 242ZM96 244H97V245H96ZM99 244H100V246H99ZM107 244H108V247L111 246V248H107ZM113 244H114V245H113ZM115 244H116V245H115ZM135 244H136V245H135ZM143 244H144V245H143ZM147 244H148V245H147ZM164 244H165V245L167 244L168 246L170 245V247H168V246L165 247ZM195 244H196V245L200 244V245L196 246ZM207 244H208V245H207ZM212 244H213V245H212ZM218 244H219L220 246H219ZM18 245H19V246H18ZM28 245H29V244H28ZM30 245H31V244H30ZM30 245H29V246H30ZM81 245H82V244H81ZM112 245H113L114 247H113ZM129 245H130V244H129ZM162 245H164V247H165L164 250L159 249V246H160V247H163ZM172 245H173V246H172ZM178 245H179V246H178ZM182 245H183V246L185 245V246L183 247ZM204 245H205V246H204ZM211 245H212L213 247H212ZM217 245H218V247H217ZM91 246H93V248H92ZM95 246H97V247L95 248ZM116 246H117V247H116ZM136 246H137L138 248H137ZM146 246L148 247L149 250L147 249ZM153 246H154V247H153ZM208 246H209V248H206V247H208ZM20 247H21V248H19L18 250L21 251L22 246H20ZM33 247H34V249H36L35 246H33ZM101 247H102V248H101ZM105 247H106L108 250H107ZM144 247H145L147 250H146ZM171 247H172V248H171ZM180 247H181V248H180ZM211 247H212L213 249H212ZM214 247H215V248H214ZM26 248H28V247L26 246ZM30 248H32V246H31ZM41 248H42V245H41ZM89 248H90V249H89ZM97 248H98V249H97ZM156 248H157V251H156ZM166 248H167V250H166ZM186 248H187V249H186ZM203 248H205V249H203ZM28 249H29V248H28ZM38 249H39V247H38ZM38 249H36V250H38ZM100 249H103V250L106 249L105 251H106L107 253H105V251L103 252V251L100 250ZM110 249H111L112 251H111ZM113 249H115V252H114ZM116 249H117V251H116ZM118 249H120V252L118 251ZM129 249H130V250H129ZM132 249H133V251H132ZM136 249H137V250H136ZM190 249H192V250H190ZM211 249H212V250H211ZM22 250H23V249H22ZM94 250H95V251H94ZM99 250L101 251L102 254H104V255L106 256V257H105V256L102 257V258L105 257V261H104V260H101V259H102V258H101L102 255H101V253H100ZM134 250H135V251H134ZM139 250H140V251H139ZM143 250H145V251H143ZM158 250H159L160 252H158ZM181 250H183L182 253H183V252H188V250H189L190 252H189V253H183V254H180ZM185 250H187V251H185ZM204 250H206V251H204ZM207 250H209V251H207ZM33 251H34V250H31V252H33ZM84 251H85V252H84ZM108 251H109V253H108ZM110 251H111V253H110ZM124 251H125V254H123V256H122V252H124ZM130 251H131V252H130ZM141 251H142V252H141ZM148 251H149V252H148ZM154 251H156V252H154ZM161 251H162V252H161ZM174 251H175L176 253H174ZM178 251H179V252H178ZM8 252H9V253H8ZM18 252H19V251H18ZM36 252H37V251H36ZM40 252H41V251H40ZM94 252H95V254H94ZM97 252L100 253V254H98ZM112 252H114V253H112ZM127 252H128V253H127ZM129 252H130V253H129ZM134 252H135V253L138 252L139 254H138V253H137V254H134ZM150 252H151V253H150ZM204 252H205L206 254H204ZM1 253H2V254H1ZM34 253H35V252H34ZM86 253H87V254H86ZM91 253H92V255H93L92 258H94V259H92V260H91V256H90ZM116 253H117V254H116ZM118 253H119V255H118ZM131 253H132V254H131ZM140 253L142 254V256H141ZM143 253H144V254H143ZM147 253H148V254H147ZM149 253H150L151 255H150ZM153 253H154L155 256L153 255ZM157 253H158V254H157ZM160 253H161V254H160ZM162 253L167 254V257H170V258H167V259H166V255L164 256ZM173 253H174V254H173ZM190 253H191V254H190ZM195 253H196V255H195ZM217 253H216V254H217ZM11 254H12V255H11ZM16 254H15V255H16ZM40 254H41V253H38V255H40ZM57 254H59V253H57ZM57 254H55V255L57 256ZM73 254H74V253H73ZM88 254H89V255H88ZM108 254H110V255H108ZM114 254H115V255H114ZM145 254H146V255H149V256H145ZM185 254H186L187 256H186ZM188 254H189V258H188ZM216 254L214 255L215 258H214L213 256H212V257L210 256V257L212 258L211 260H213V262L211 261L210 264H211V263L214 264V263L216 262L215 260H217L218 257H219L220 259H218V261H217L216 264H224V263H225V259H224V257H222V256H223V253H221L222 256H221V254H220V255H218V257H217ZM17 255H16V256H17ZM38 255H37V253H36V255L34 256V258L36 257V258H35V261H37V260L40 258V256H38ZM51 255H52V254H51ZM96 255H98V256L96 257ZM99 255H100V256H99ZM112 255H113L114 257H113ZM116 255H118V256L115 257ZM124 255L127 256V257H124ZM137 255H139V256H137ZM161 255H162V256H161ZM179 255H180V257H181V255H183V256H182L183 259L181 258V260H180V259H179V258H180ZM192 255H193V256H192ZM194 255H195V256H194ZM203 255H204V256H203ZM56 256H55V258H56L57 260H56V259H53V260H54V263H56V264H70V262H69L68 260L64 262L63 260L61 261V260L59 259V261H58V258H59V257H56ZM119 256H120V257H119ZM128 256H129L130 258H128ZM132 256H133V257H132ZM144 256H145V257H144ZM152 256L155 257V258H154L155 260L153 259ZM158 256H160V257H158ZM172 256H173V257H172ZM175 256H176V258H174ZM202 256H203V258H202ZM220 256H221V257H220ZM1 257H2V258H1ZM14 257H15V256H13L12 259H13ZM71 257H72V256H71ZM95 257H96L97 259H96ZM147 257H149V258L147 259ZM150 257H152V258H150ZM164 257H165V258H164ZM184 257H185V258H184ZM190 257H191V258H190ZM210 257H209V258H210ZM216 257H217V259H216ZM5 258H6V257H5ZM7 258H6V259H7ZM34 258H33V256H32L31 261H32ZM75 258H76V259H75ZM82 258H83V259H82ZM85 258L87 259L86 261H85ZM89 258H90V261H88ZM98 258H99V259H98ZM100 258H101V259H100ZM108 258H109V259H108ZM111 258H113V259H111ZM117 258H118V259H117ZM122 258H123V259L125 258V259L123 260ZM131 258L133 259V261H135L134 263L132 262V259H131ZM159 258H160V259H159ZM161 258L164 259V260H162ZM172 258H174V260H176V261H174ZM177 258L179 259V261H178ZM187 258H188L189 260H191V261H189ZM192 258H193V259H192ZM213 258H214V259H213ZM221 258H222V260H221ZM36 259H37V260H36ZM107 259H108V260H107ZM115 259L120 260V261H117V260H115ZM121 259H122V260H121ZM128 259H129L132 263H131ZM144 259H147V260H144ZM152 259L154 260V263H153V260H152ZM201 259H198V260H201ZM223 259H224V260H223ZM111 260H112V261H111ZM114 260H115V261H114ZM141 260H142V261H141ZM157 260H158V261H157ZM161 260H162V263H161ZM165 260H167V261L165 262ZM182 260H186V262H185V261H182ZM187 260H188V261H187ZM207 260H208V259H207ZM1 261H0V262H1ZM55 261H56V262H55ZM57 261H58V262H57ZM82 261H81V262H82ZM100 261H103L104 263H102V262H100ZM116 261H117V262H116ZM127 261H128V262H127ZM151 261H152V262H151ZM169 261H170V262H169ZM181 261H182V262H181ZM196 261H197V260H196ZM203 261L205 262V259H204ZM203 261H201V262H203ZM222 261H223L224 263H222ZM2 262H1L0 264H2ZM33 262H34V260H33ZM68 262H69V263H68ZM106 262H107V263H106ZM109 262H110V263H109ZM145 262H146V263H145ZM159 262H160V263H159ZM37 263H39V260H38ZM52 263H53V261H52ZM52 263H51V264H52ZM54 263H53V264H54ZM72 263H71V264H72ZM92 263H94V262H92ZM206 263H207V262H205V264H206ZM34 264H36V262H34ZM39 264H40V263H39ZM49 264H50V263H49ZM82 264H85V263H82ZM90 264H91V263H90ZM94 264H97V261H96ZM197 264H200V263H197ZM203 264H204V263H203Z\"/></svg>",
	"mask_w": 264,
	"mask_h": 264
}]
</instances>
